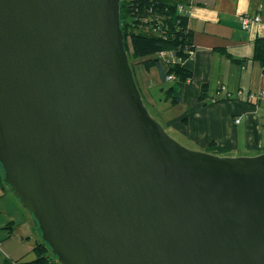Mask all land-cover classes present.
Returning a JSON list of instances; mask_svg holds the SVG:
<instances>
[{"label": "water", "instance_id": "obj_1", "mask_svg": "<svg viewBox=\"0 0 264 264\" xmlns=\"http://www.w3.org/2000/svg\"><path fill=\"white\" fill-rule=\"evenodd\" d=\"M121 0H0V164L60 264H264V153L150 114Z\"/></svg>", "mask_w": 264, "mask_h": 264}, {"label": "crops", "instance_id": "obj_2", "mask_svg": "<svg viewBox=\"0 0 264 264\" xmlns=\"http://www.w3.org/2000/svg\"><path fill=\"white\" fill-rule=\"evenodd\" d=\"M182 2L188 6L189 25L194 33V74L183 91L179 106L182 114L169 120L167 126L174 127L180 139L184 137L203 148L215 142L241 156L264 153V128L260 117L264 107V74L260 64L252 60L256 41L264 38V0ZM245 18L253 19L247 30L242 26ZM256 18L260 21H254ZM242 61L246 62L241 64ZM140 69L138 65V86L143 99L151 103L153 98L145 73L150 71ZM158 84L162 88L160 76ZM204 87L207 96L202 98ZM237 120L240 123H236ZM5 184L0 179V218L6 216L8 221L7 226L0 224V264L33 261L34 246L30 249L26 239L33 235L35 227L26 222V209L19 208L13 196L10 201ZM11 202L17 207L14 203L13 209ZM9 229H12L10 234Z\"/></svg>", "mask_w": 264, "mask_h": 264}, {"label": "trees", "instance_id": "obj_3", "mask_svg": "<svg viewBox=\"0 0 264 264\" xmlns=\"http://www.w3.org/2000/svg\"><path fill=\"white\" fill-rule=\"evenodd\" d=\"M120 6L121 29L128 55L147 71L157 69L162 84H169L166 90L161 89L165 91L166 100L172 107L180 106L185 85L194 74V33L189 25L188 6L182 0H121ZM252 60L260 64L264 74V38L256 41ZM131 67L135 75V67L132 64ZM206 96L204 87L201 97ZM207 149L208 153L219 156L229 153L215 142L210 143ZM2 173L4 175L3 169ZM35 223L39 229L36 220ZM33 253L36 257L33 261L20 264L59 263L43 241L36 244Z\"/></svg>", "mask_w": 264, "mask_h": 264}, {"label": "rangeland", "instance_id": "obj_4", "mask_svg": "<svg viewBox=\"0 0 264 264\" xmlns=\"http://www.w3.org/2000/svg\"><path fill=\"white\" fill-rule=\"evenodd\" d=\"M129 57H130V60L132 61V63H131L132 66L135 67L134 68L135 74H136L135 75V79H136V82L138 84V81L140 79V77L138 76V73H139L138 65H140V64H136V62L133 61V59L131 58L130 55H129ZM140 66H141L140 71H142L144 69V67L142 65H140ZM145 73H146V75H148V80H149L148 86H149V88L151 90V94H152L151 96H152L153 99H152L151 103L148 101V99H144V103H145L146 107L148 108L151 116L156 121H158L164 127L166 132L172 138H174L178 143H180L182 146H184L187 149L192 150V151L208 153V149L207 148H203L201 145H198L195 142L192 143V142L188 141V139H186L184 137H182L183 139H180L177 136L178 133L176 132V129L174 127H172V126H170V127L167 126V122L169 120H173V119H176L177 117H179L182 114L183 110L179 106L172 107L170 101L166 100L165 91H163L161 89L164 88L166 90L169 87V84L163 85L162 88L159 86V84H158L159 74H158V70L157 69H152L150 72H145ZM260 117L262 119V127L264 128V107H262ZM243 153H249V152L243 151ZM250 154H252V152H250ZM248 156L250 157V155L241 156L240 153H237L235 151H232V152L229 151V153H227V155H226V157H248ZM3 176L4 175L2 173V168H1V165H0V179H2L4 181V177ZM5 185H6L7 189L10 192V194H8L9 195L8 197H9L10 201L11 200L13 201V199H15L19 203L18 204L19 208L24 210L25 208L23 207L21 202L15 197V195H14L13 191L11 190V188L7 184H5ZM12 196H13V199H12ZM14 203H12L13 209H14V205H13ZM15 206L17 207L16 203H15ZM24 211H25V215L28 216V221H26V222H28L30 225H33L35 227V230L37 231V232H35V230H34L33 231V235L29 236L28 239H26L30 243V249H33V246L35 247L39 240L43 241L42 238H41L42 235L40 233V230L37 228V225L35 223V219H34L33 215L30 214L27 210H24ZM20 214H21V212H20ZM20 220H21V218L19 216H17V221L20 222ZM7 222L8 221H7L6 216L0 218V224H2L3 226L4 225L7 226ZM16 225H17V222L14 225L15 228H13L15 233L17 232V227H18ZM11 230L9 229V231H8L9 234H10ZM5 232H7V231H5ZM0 249H1V247H0ZM58 264H60V263H58Z\"/></svg>", "mask_w": 264, "mask_h": 264}, {"label": "built area", "instance_id": "obj_5", "mask_svg": "<svg viewBox=\"0 0 264 264\" xmlns=\"http://www.w3.org/2000/svg\"><path fill=\"white\" fill-rule=\"evenodd\" d=\"M252 21H253V19H250V18L243 19V21H242L243 29L244 30H247L249 28L250 23ZM254 21L259 22L260 21V18H256ZM170 79H172V78H170ZM236 123H240V120H237Z\"/></svg>", "mask_w": 264, "mask_h": 264}]
</instances>
